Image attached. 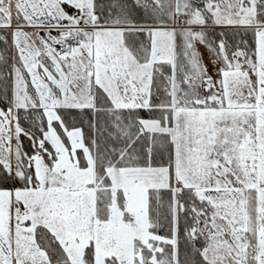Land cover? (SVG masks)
<instances>
[{
	"label": "snow or ice",
	"instance_id": "6c2138e0",
	"mask_svg": "<svg viewBox=\"0 0 264 264\" xmlns=\"http://www.w3.org/2000/svg\"><path fill=\"white\" fill-rule=\"evenodd\" d=\"M0 45V264H264V0H0Z\"/></svg>",
	"mask_w": 264,
	"mask_h": 264
},
{
	"label": "trees",
	"instance_id": "16d2710c",
	"mask_svg": "<svg viewBox=\"0 0 264 264\" xmlns=\"http://www.w3.org/2000/svg\"><path fill=\"white\" fill-rule=\"evenodd\" d=\"M247 39H251V36L247 37Z\"/></svg>",
	"mask_w": 264,
	"mask_h": 264
},
{
	"label": "rangeland",
	"instance_id": "374dc122",
	"mask_svg": "<svg viewBox=\"0 0 264 264\" xmlns=\"http://www.w3.org/2000/svg\"><path fill=\"white\" fill-rule=\"evenodd\" d=\"M249 41H251V39H249ZM0 47H2V45H0Z\"/></svg>",
	"mask_w": 264,
	"mask_h": 264
}]
</instances>
